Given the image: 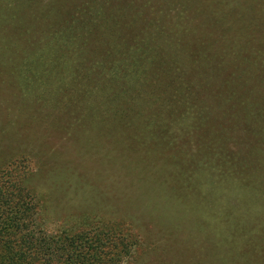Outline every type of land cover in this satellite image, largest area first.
I'll list each match as a JSON object with an SVG mask.
<instances>
[{"label":"trees","instance_id":"1","mask_svg":"<svg viewBox=\"0 0 264 264\" xmlns=\"http://www.w3.org/2000/svg\"><path fill=\"white\" fill-rule=\"evenodd\" d=\"M252 1L255 5L246 4L247 10L233 6L238 29H243L241 38L230 31L231 25L226 27L235 20L227 9L214 15L219 28L198 29L199 38L189 42L185 35L191 17L186 8L200 14L193 6L196 0H0V54L14 68V87L50 100L51 106L62 99L61 109L91 116L99 128L110 121L118 126L115 132L126 127L124 138L137 141L136 146L150 143L148 147L158 143L157 135L169 134L166 124L157 120L189 117L177 106L187 100L188 78L183 75L189 65L197 67L205 85L212 69H228L226 76L211 82L226 88L224 101L241 106H235L232 115L243 123L239 140L248 144L254 138L252 156L259 171L248 153L236 161L251 164L255 175L264 157V46L257 47L254 37L264 39V0ZM204 59L207 65L201 66ZM248 125L255 131H248ZM163 142L172 144L171 138ZM178 144L190 141L180 137ZM200 150L186 161L180 157L194 167L188 183L198 186L184 183L179 189L197 196L204 192L194 181L203 183L200 161L207 158ZM18 164L0 171V264H121L137 236L118 227L97 226L47 232L35 216L40 205L27 188L28 172ZM184 171L180 182L190 175ZM212 187L216 188L215 180ZM256 191L264 198L259 187ZM240 205L212 199L201 203L207 213L223 217L220 236L236 262L264 259V226L245 216Z\"/></svg>","mask_w":264,"mask_h":264},{"label":"rangeland","instance_id":"2","mask_svg":"<svg viewBox=\"0 0 264 264\" xmlns=\"http://www.w3.org/2000/svg\"><path fill=\"white\" fill-rule=\"evenodd\" d=\"M196 2L193 6L200 9V14L186 8L187 17H191L185 35L189 42L199 38V35L196 38L198 29L219 28L213 22L214 15L227 9L232 10L235 20L228 19L231 23H226V27L231 25L230 31L241 38L243 29H238L233 6L247 10L246 4L255 5L250 3L252 0H244V4L241 0ZM226 19L221 20L220 26ZM254 38L257 47L264 46L262 37ZM203 62L201 66L207 65L206 59ZM220 70L213 73L212 69L205 85L197 67L189 65L183 75L188 78L187 100L185 104H177L189 112V117L182 120L175 117L167 123L164 119L157 120L166 124L169 134L157 135L158 143L151 142L154 146L148 147L150 143L136 146L137 141L124 138L126 127L121 133L115 132L113 127L118 126L110 121L99 128L91 116L84 118L71 108L61 109L62 99L51 106L50 100H39L32 97L33 93L14 87V68L2 55L0 171L10 165L17 168L20 162V167L28 172L27 188L40 205L35 216L47 232L97 226L118 227L137 236V243L131 245L121 264H264L261 258L236 262L226 249L229 244L220 236L223 217L215 211L207 213L201 207L205 201L209 204L210 199L224 205L237 201L246 211L245 216L264 226V198L256 196L258 187L264 193V157L262 154L263 162L259 164L262 168L255 175L250 170L251 164L236 161L237 156L248 153L259 171L254 161L257 158L252 156L254 138L246 140L248 144L239 140L243 123L232 115L234 107L241 109V106L238 103L231 106L229 99L224 101L226 88L211 82L227 75L228 69ZM107 128L112 129L109 132ZM248 128L255 131L254 126ZM251 135L248 133V137ZM180 137L190 144H178ZM170 138L172 144H164L163 140ZM197 149L207 154L200 161L204 167L203 183L194 181L204 192L199 196L179 189L194 178L193 165L181 162L180 157L186 161ZM184 170L190 175L187 182H180ZM172 172L177 177H172ZM255 178L258 187L254 186ZM212 180L216 181V188L212 187Z\"/></svg>","mask_w":264,"mask_h":264}]
</instances>
